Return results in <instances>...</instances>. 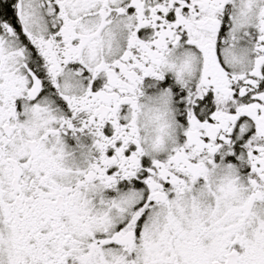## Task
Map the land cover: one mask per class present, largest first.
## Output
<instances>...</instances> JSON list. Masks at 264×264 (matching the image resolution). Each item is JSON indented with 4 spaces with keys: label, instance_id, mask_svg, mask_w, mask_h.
I'll list each match as a JSON object with an SVG mask.
<instances>
[{
    "label": "snow or ice",
    "instance_id": "6c2138e0",
    "mask_svg": "<svg viewBox=\"0 0 264 264\" xmlns=\"http://www.w3.org/2000/svg\"><path fill=\"white\" fill-rule=\"evenodd\" d=\"M0 264H264V0H0Z\"/></svg>",
    "mask_w": 264,
    "mask_h": 264
}]
</instances>
